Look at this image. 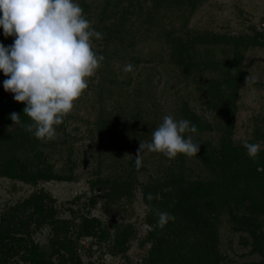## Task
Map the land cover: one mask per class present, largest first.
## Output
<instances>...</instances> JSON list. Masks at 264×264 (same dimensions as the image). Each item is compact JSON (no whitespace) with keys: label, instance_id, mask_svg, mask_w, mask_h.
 <instances>
[{"label":"rangeland","instance_id":"obj_1","mask_svg":"<svg viewBox=\"0 0 264 264\" xmlns=\"http://www.w3.org/2000/svg\"><path fill=\"white\" fill-rule=\"evenodd\" d=\"M74 2L103 34L92 47L105 59L55 140L9 121L31 123L0 72V264H42L37 251L64 264H146L160 247L156 209L181 235L159 264H262L250 232L264 248V0ZM13 40L0 28V43ZM166 115L197 126V157L145 151L137 170L140 141ZM245 143L260 144L255 161Z\"/></svg>","mask_w":264,"mask_h":264},{"label":"clouds","instance_id":"obj_2","mask_svg":"<svg viewBox=\"0 0 264 264\" xmlns=\"http://www.w3.org/2000/svg\"><path fill=\"white\" fill-rule=\"evenodd\" d=\"M0 28L5 38L14 37L5 47L0 43V72L6 92L16 102L25 104L23 112L31 120L21 124L20 115L10 114L13 123L20 124L35 138L49 142L56 139V127L63 123L77 101L88 88L103 55L93 50L92 40L103 34L86 19L83 9L74 0H0ZM123 71L134 74V66L125 64ZM256 81L249 75L245 87L251 89ZM254 92V89H253ZM197 126L187 119L166 115L152 133L151 142H141L136 153L135 167H142V154L160 153L168 159L178 154L197 157L200 144L190 134ZM247 154L254 161L260 144L245 143ZM159 198V197H156ZM148 201L154 199L150 193ZM149 211H153L149 207ZM158 226L165 227L175 217L155 210Z\"/></svg>","mask_w":264,"mask_h":264},{"label":"trees","instance_id":"obj_3","mask_svg":"<svg viewBox=\"0 0 264 264\" xmlns=\"http://www.w3.org/2000/svg\"><path fill=\"white\" fill-rule=\"evenodd\" d=\"M239 50H240V48L235 46L234 54L239 53ZM0 102H1V99H0ZM0 111L3 115L5 114V118H6L7 116H6V112L4 111V108L2 110V108L0 107ZM19 115H21V114H19ZM9 121H12V120L10 119ZM22 121L23 120L20 119V122H22ZM9 139L15 140V135L10 134ZM259 166H260V164L256 165V169H255L256 171H258ZM43 175H45V178H50V176L48 177L46 175V173H44ZM68 178L69 177H65L64 179H68ZM251 204H253V202L251 200H249L248 205H251ZM260 209H261V211H264V205H262ZM242 217L244 218L245 216L243 215ZM174 228L175 229H173V230H170L171 228L169 230H165L164 228L157 230L159 238L156 239L155 245H160V247H159V249H156L155 248L156 246L153 248L152 254L149 256L148 260L146 259L148 261L146 264H159L160 261H165V263H166L168 255L171 254L175 250V247H174L175 243L181 238L180 237L181 235L176 232L177 227H174ZM0 234L1 235L5 234L4 227H2V226L0 228ZM250 234L253 238V248L255 250H258L259 252L263 253L264 248L262 247V234L259 231L257 232L255 229H253L250 232ZM62 246H64V245H62ZM31 247H33V246H31ZM68 248L66 250H68ZM37 255H39V257L36 258V260H39L42 264H64L63 263L64 257L62 255H58L59 256L58 260H56L55 257L50 258V259L44 258L43 256H41L40 252H38V251H37ZM194 259H195V262L193 264H205L204 260L201 259L200 256H198L197 258H194ZM169 264H175V263H169ZM177 264H179V263H177ZM258 264H260V263H258ZM262 264H264V262Z\"/></svg>","mask_w":264,"mask_h":264}]
</instances>
